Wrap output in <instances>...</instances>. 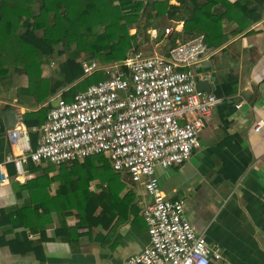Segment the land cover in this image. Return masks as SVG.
<instances>
[{
    "label": "crops",
    "instance_id": "obj_1",
    "mask_svg": "<svg viewBox=\"0 0 264 264\" xmlns=\"http://www.w3.org/2000/svg\"><path fill=\"white\" fill-rule=\"evenodd\" d=\"M154 24L146 40L140 36L137 43L150 45L143 55L165 56L179 43L173 39L182 24L166 20ZM231 30L230 25L223 26L224 32ZM53 66H41V76H51ZM193 69L196 82L207 81L209 95L219 102L199 131L198 148L189 159L179 166L155 168L158 186L166 199L183 200L187 222L207 245L219 246L221 260L209 264H264V126L252 130L255 122H264V12L245 31L206 52ZM25 86L22 76L0 83V163L10 153L13 140L8 134L15 131L19 137L28 132L21 121L28 109L16 104V93ZM57 97L58 93L48 100L51 105ZM27 145L31 149L29 140ZM33 167L36 164L22 165L31 175L25 178L11 164L5 165L11 174L0 185V212L31 207L30 195L36 192L42 203L45 194L55 195L56 183L32 186L44 170ZM53 167L48 177L55 175L58 167ZM123 183L124 188L104 198L101 206L90 210L86 204L83 211L89 212L83 219L75 209L61 215L54 209L48 214L38 210L39 217L30 212L23 216L27 230L1 225L0 264H119L140 253L147 244L140 211L149 198L141 185ZM95 184L90 183L88 191L98 194Z\"/></svg>",
    "mask_w": 264,
    "mask_h": 264
},
{
    "label": "built area",
    "instance_id": "obj_2",
    "mask_svg": "<svg viewBox=\"0 0 264 264\" xmlns=\"http://www.w3.org/2000/svg\"><path fill=\"white\" fill-rule=\"evenodd\" d=\"M206 52L199 35L169 48L165 56L131 49L121 63L81 60L82 77L102 72L105 79L77 92L69 102L57 97L43 123L32 129L38 133L33 150L25 133L8 134L13 141L0 163V185L9 178L6 164L30 178L22 170L28 161L58 167L102 155L113 173L141 185L149 198L140 211L147 244L119 264L219 262V246L205 243L187 222L183 200L166 199L155 176L156 167L167 169L189 159L198 148L199 131L219 102L195 88L193 68ZM263 126L257 121L252 130Z\"/></svg>",
    "mask_w": 264,
    "mask_h": 264
},
{
    "label": "trees",
    "instance_id": "obj_3",
    "mask_svg": "<svg viewBox=\"0 0 264 264\" xmlns=\"http://www.w3.org/2000/svg\"><path fill=\"white\" fill-rule=\"evenodd\" d=\"M0 0V83L10 84L16 77H24L26 86L16 93V104L27 108L21 121L28 129L31 149L36 146L38 128L51 107L48 101L58 97L69 102L77 92L103 79L102 72L82 77L80 61L99 64L121 63L127 53L140 43L137 38L150 35L155 21L181 22V30L174 34L176 45L196 36H203L206 51L218 48L228 37L245 31L263 15L264 0ZM230 25L231 31H223ZM134 29L133 34L129 30ZM54 64L53 74L41 76V66ZM30 165H33L28 161ZM42 175L32 186L45 182L56 183L55 195L45 194V202L37 200L38 192L30 195L31 207L25 210L1 211L0 226L7 225L27 230L22 223L25 213L32 216L40 210L63 214L75 209L80 218L101 206L104 198L124 188L127 177H120L109 169L107 159L96 155L80 162H64L55 175L52 164L41 161L31 170ZM11 174V173H9ZM8 174V176H9ZM95 182L98 194L88 191ZM36 198V200H34Z\"/></svg>",
    "mask_w": 264,
    "mask_h": 264
},
{
    "label": "water",
    "instance_id": "obj_4",
    "mask_svg": "<svg viewBox=\"0 0 264 264\" xmlns=\"http://www.w3.org/2000/svg\"><path fill=\"white\" fill-rule=\"evenodd\" d=\"M195 88L202 93L209 94L211 85H209L205 80H200L195 83Z\"/></svg>",
    "mask_w": 264,
    "mask_h": 264
},
{
    "label": "rangeland",
    "instance_id": "obj_5",
    "mask_svg": "<svg viewBox=\"0 0 264 264\" xmlns=\"http://www.w3.org/2000/svg\"><path fill=\"white\" fill-rule=\"evenodd\" d=\"M170 4H174L175 2L173 1V0H171L170 2H169ZM130 31V30H129ZM142 39H143V37H142ZM150 49V45H148V43L147 42H145L142 46H139L138 48H137V50H139V52H142V53H145V51H148ZM139 190V189H138Z\"/></svg>",
    "mask_w": 264,
    "mask_h": 264
}]
</instances>
